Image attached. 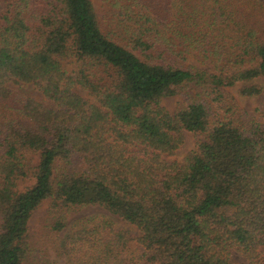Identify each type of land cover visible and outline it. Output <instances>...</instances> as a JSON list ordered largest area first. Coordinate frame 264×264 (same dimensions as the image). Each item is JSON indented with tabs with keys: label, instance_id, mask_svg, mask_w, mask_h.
<instances>
[{
	"label": "trees",
	"instance_id": "16d2710c",
	"mask_svg": "<svg viewBox=\"0 0 264 264\" xmlns=\"http://www.w3.org/2000/svg\"><path fill=\"white\" fill-rule=\"evenodd\" d=\"M0 2V264L45 203L65 264H264V117L225 91L264 77V0Z\"/></svg>",
	"mask_w": 264,
	"mask_h": 264
},
{
	"label": "rangeland",
	"instance_id": "374dc122",
	"mask_svg": "<svg viewBox=\"0 0 264 264\" xmlns=\"http://www.w3.org/2000/svg\"><path fill=\"white\" fill-rule=\"evenodd\" d=\"M3 11V4L0 2V14ZM257 93L252 96H247L243 94L241 85L235 86L233 88L225 89V91L232 96L235 97L238 105L245 110L250 116L254 117L257 120H263L264 117V77L259 78L253 82ZM187 92L192 95H197V93L202 92L201 89L196 88V86H190L186 89ZM23 93L28 97H33L39 101H44L41 95L33 91L32 89H24L22 91H18ZM78 93L86 99H89L86 92L83 90H78ZM184 99L182 96L177 95L174 97L167 98L163 101V105L173 114L175 113L179 106L183 103ZM185 144L181 150L177 152V154L169 158L170 162L178 161L179 163H184L185 160L190 157L193 152L197 148L198 142L201 140V136L196 134L185 132L184 133ZM38 162V161H37ZM48 204L45 203L42 207H40L33 215L30 224L29 231L31 237V256L29 263L30 264H65V259L59 258L56 251L52 248L53 236L50 234V221H49V213H48ZM103 215H108L102 209L96 207H87L81 210L79 213L73 215L72 219H76L77 217H101ZM115 221L117 228L124 229L129 228L128 225L124 224L117 217L108 215ZM134 234H137L136 230L132 229ZM132 253L133 257H138L141 255L140 252L137 251L135 245H132L131 251L127 253ZM135 258V259H136ZM131 261V260H130ZM135 264V263H129ZM233 264H247L244 259L239 257L238 255L233 256Z\"/></svg>",
	"mask_w": 264,
	"mask_h": 264
}]
</instances>
